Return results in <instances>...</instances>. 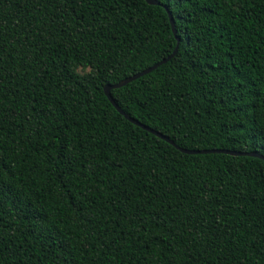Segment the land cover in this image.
I'll list each match as a JSON object with an SVG mask.
<instances>
[{
    "label": "trees",
    "instance_id": "trees-1",
    "mask_svg": "<svg viewBox=\"0 0 264 264\" xmlns=\"http://www.w3.org/2000/svg\"><path fill=\"white\" fill-rule=\"evenodd\" d=\"M0 0V264H264V0ZM178 53L151 73L105 94ZM90 70L86 74L79 69Z\"/></svg>",
    "mask_w": 264,
    "mask_h": 264
},
{
    "label": "water",
    "instance_id": "water-1",
    "mask_svg": "<svg viewBox=\"0 0 264 264\" xmlns=\"http://www.w3.org/2000/svg\"><path fill=\"white\" fill-rule=\"evenodd\" d=\"M150 5H160V3L157 1V0H146ZM168 14H169V17H170V21H171V24H172V27H173V32L174 34L176 35V38H177V41H178V45L176 47V50L174 52V54L172 56H170L169 58L163 60L162 62L158 63L157 65L135 75V76H132L128 79H125L123 81H121L120 83L116 84V85H108L105 87L104 91H105V94L106 96L108 97L109 101L112 103V105L117 109V111L122 114L123 116H125L129 121H131L132 123L136 124L137 126L143 128L144 130L156 135L157 137L167 141L168 143H170L171 145H174L175 147H177L175 145V143L170 140L169 138H167L166 136L162 135L161 133H158L152 129H150L149 127L141 124L140 122L134 120L133 118H131L130 116H128L122 109L121 107H119V105L115 102L113 96H112V93L111 91L113 89H118V88H121V87H124L126 86L127 84L141 78L142 76H145L149 73H151L152 71L156 70L158 67H160L161 65H164L166 64L170 59H172V57H174L177 53H178V49H179V44H180V39L177 37V31H176V28H175V22H174V19H173V16L172 14L169 12V10L166 8ZM178 149H180L179 147H177ZM182 152H185V153H188V154H208V153H226V154H230V155H233V156H240V155H247V156H252V157H256V158H260L262 160H264V156L260 155V154H257V153H239V152H232V151H224V150H204V151H188V150H184V149H181Z\"/></svg>",
    "mask_w": 264,
    "mask_h": 264
},
{
    "label": "rangeland",
    "instance_id": "rangeland-1",
    "mask_svg": "<svg viewBox=\"0 0 264 264\" xmlns=\"http://www.w3.org/2000/svg\"><path fill=\"white\" fill-rule=\"evenodd\" d=\"M78 72L81 73V74H86V73L90 72V70H83V69L80 68L78 70Z\"/></svg>",
    "mask_w": 264,
    "mask_h": 264
}]
</instances>
